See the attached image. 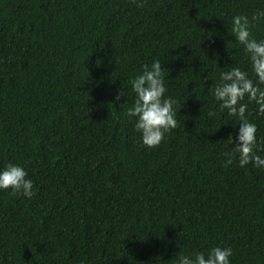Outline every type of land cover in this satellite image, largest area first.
Segmentation results:
<instances>
[{"label": "trees", "instance_id": "obj_1", "mask_svg": "<svg viewBox=\"0 0 264 264\" xmlns=\"http://www.w3.org/2000/svg\"><path fill=\"white\" fill-rule=\"evenodd\" d=\"M258 9L0 0V168L23 166L34 191L0 190V264H174L215 246L231 247V264H264V169L235 153L225 164L239 121L209 92L225 67L251 75L227 22ZM251 32L264 39V23ZM153 60L178 123L149 148L127 110L131 78ZM248 112L264 155V115Z\"/></svg>", "mask_w": 264, "mask_h": 264}, {"label": "clouds", "instance_id": "obj_2", "mask_svg": "<svg viewBox=\"0 0 264 264\" xmlns=\"http://www.w3.org/2000/svg\"><path fill=\"white\" fill-rule=\"evenodd\" d=\"M258 23H264V9H258L250 16L236 14L227 22L230 34L247 54L251 75L238 66L225 67L227 70L219 73L209 92L219 102V107L227 110L228 116L239 121L236 124L238 129L227 139L234 146L233 152L224 153L227 158L225 164L232 163L235 153L241 168L251 164L254 168L264 169V155L259 154L257 126L248 119L249 105L252 104L258 116L264 115V39L254 38L251 32ZM165 73L162 62L153 60L142 65L141 71L130 80L135 100L127 110V116L135 118L134 128L140 134L141 143L149 148L159 145L165 134L176 128L178 123L177 100L165 95ZM127 93L128 90L125 92L122 88L116 99L127 97ZM6 189L28 198L34 195L33 181L28 178L25 168L18 164L8 163L0 168V190ZM232 255L231 247L215 246L207 254L200 251L177 254L174 264H231Z\"/></svg>", "mask_w": 264, "mask_h": 264}]
</instances>
